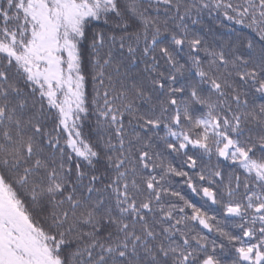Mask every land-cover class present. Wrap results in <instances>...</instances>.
<instances>
[{
  "label": "snow or ice",
  "instance_id": "snow-or-ice-1",
  "mask_svg": "<svg viewBox=\"0 0 264 264\" xmlns=\"http://www.w3.org/2000/svg\"><path fill=\"white\" fill-rule=\"evenodd\" d=\"M0 264H264V0H0Z\"/></svg>",
  "mask_w": 264,
  "mask_h": 264
},
{
  "label": "trees",
  "instance_id": "trees-1",
  "mask_svg": "<svg viewBox=\"0 0 264 264\" xmlns=\"http://www.w3.org/2000/svg\"><path fill=\"white\" fill-rule=\"evenodd\" d=\"M203 31L201 32L202 35L205 36V38L212 43H215L217 45L219 44H229V43H235L238 39V35L236 31H233V29L239 30L241 28L240 25H233L230 22L223 21V17H219V19L215 18V14L212 16H209L207 12L204 13L203 16V24H202ZM249 30L245 29L243 33L240 34L241 38L244 34L248 33ZM91 32V29H90ZM89 41H85L82 45V51H83V57H82V65L84 72L87 77V84L86 89L90 93L91 92V75H90V66H89ZM246 43V41H245ZM142 67V66H141ZM161 134H163L161 132ZM171 162L174 166L180 167L181 164V158L180 157H169ZM227 162H224L221 166L225 167ZM227 172V169H225ZM174 186L182 189V194H184L187 198L193 199L197 204L201 203V198L194 196L189 189H187V186L183 184V180L179 177L174 178ZM213 209L216 210V212H220L219 206H212ZM209 214H213L212 211H210ZM218 219L222 218V213L217 216ZM199 228V226H197ZM206 232V230H205ZM215 233L210 234L209 238L215 237Z\"/></svg>",
  "mask_w": 264,
  "mask_h": 264
}]
</instances>
